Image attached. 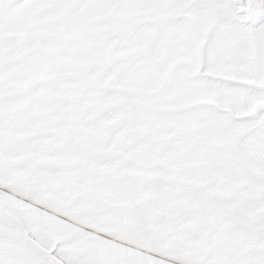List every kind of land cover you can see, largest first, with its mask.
Returning a JSON list of instances; mask_svg holds the SVG:
<instances>
[{
  "label": "snow or ice",
  "instance_id": "obj_1",
  "mask_svg": "<svg viewBox=\"0 0 264 264\" xmlns=\"http://www.w3.org/2000/svg\"><path fill=\"white\" fill-rule=\"evenodd\" d=\"M0 264H264V0H0Z\"/></svg>",
  "mask_w": 264,
  "mask_h": 264
}]
</instances>
